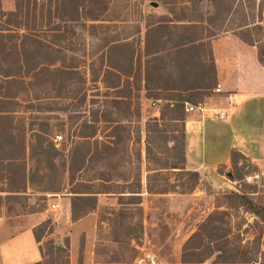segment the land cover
Returning a JSON list of instances; mask_svg holds the SVG:
<instances>
[{
	"label": "rangeland",
	"instance_id": "1",
	"mask_svg": "<svg viewBox=\"0 0 264 264\" xmlns=\"http://www.w3.org/2000/svg\"><path fill=\"white\" fill-rule=\"evenodd\" d=\"M259 3L0 0V264H264L256 165L239 156L229 190L172 167L181 104L217 87L212 42L259 39Z\"/></svg>",
	"mask_w": 264,
	"mask_h": 264
},
{
	"label": "crops",
	"instance_id": "2",
	"mask_svg": "<svg viewBox=\"0 0 264 264\" xmlns=\"http://www.w3.org/2000/svg\"><path fill=\"white\" fill-rule=\"evenodd\" d=\"M212 51L213 81L222 92L206 86L202 110L189 113L185 158L186 165L210 179L214 188L229 190L237 185V179L228 177L233 149L264 176V66L256 46L234 34L215 39Z\"/></svg>",
	"mask_w": 264,
	"mask_h": 264
},
{
	"label": "trees",
	"instance_id": "3",
	"mask_svg": "<svg viewBox=\"0 0 264 264\" xmlns=\"http://www.w3.org/2000/svg\"><path fill=\"white\" fill-rule=\"evenodd\" d=\"M259 5L261 6V14L263 15L264 14V0H260ZM252 29L258 31V33L260 34V38L259 39H255V38L252 39L250 36H248V38L240 36V38L243 41H245L246 43L257 47L259 61L264 66V16L262 18V24H257L255 22L254 25L252 26ZM213 69H214V67H213ZM184 102L181 104L180 108L184 107ZM196 102L197 103L203 102V97H201ZM177 119H180V120L185 122L186 116L184 115V113L181 112V110H180L179 118H177ZM40 138L44 139V135L40 134ZM147 141H148V146L147 147H148V150H149V139ZM54 150L56 151L55 144L53 142H49L48 147L44 146L43 144H41L40 146L36 147L34 155L37 157L38 162L44 161V162H46V163L51 165V164H54V159L56 157V154L53 152ZM239 156L245 158V156L242 153H240L237 149H233L232 150V166L235 165V163L237 162V158ZM185 164H186V158H185V155H184L183 158H182V161L179 163V165H181V166L178 167V164L176 163V164H173L172 167L173 168L185 169V166H184ZM219 172H222L221 167H220V171ZM193 173L197 177L196 180L198 181L200 179L198 172L195 171ZM228 177L231 178L232 180H236L235 177L233 176V173L231 171H230V174L228 175ZM233 196L236 197V198H241V200H242V204L241 205H245L246 204V205H248V208L250 210H252L256 214H260L259 211H258V208L246 196H239L237 194H233ZM84 211L86 212V210H84ZM81 217H82V212L80 214H78L76 212L75 205L72 203V219L74 221H77ZM36 238H37L38 241L41 240L40 235H36ZM52 243H53L52 249H55L56 251L61 252V253L62 252L65 253V257H67V259H68V257H69V254H68L69 253L68 252V243H66V245L55 244L54 241H52ZM42 254L44 256L47 255V253H45V250H44L43 247H42ZM37 264H39V263H37ZM66 264H68V262Z\"/></svg>",
	"mask_w": 264,
	"mask_h": 264
},
{
	"label": "built area",
	"instance_id": "4",
	"mask_svg": "<svg viewBox=\"0 0 264 264\" xmlns=\"http://www.w3.org/2000/svg\"><path fill=\"white\" fill-rule=\"evenodd\" d=\"M215 92H216V93H221V92H222V88H221V86L216 87V88H215ZM158 102H161V100H158ZM184 104H185L186 111L189 112V113H190V112H196L197 110H202V105H201V103H200V104H191L190 102L185 101ZM170 105H171V107H173V106H174V103H173V102H170ZM62 140H63V135H62V134H60V135H56V137H55V141H56L57 143L61 142ZM58 207H59V204H55V203H53V204L51 205V208H52L53 210L57 209Z\"/></svg>",
	"mask_w": 264,
	"mask_h": 264
}]
</instances>
